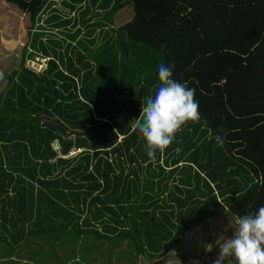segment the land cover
<instances>
[{"label": "trees", "instance_id": "1", "mask_svg": "<svg viewBox=\"0 0 264 264\" xmlns=\"http://www.w3.org/2000/svg\"><path fill=\"white\" fill-rule=\"evenodd\" d=\"M53 1L0 0V264L152 262L264 206V0ZM152 50L200 114L154 159L132 122L159 69L127 65Z\"/></svg>", "mask_w": 264, "mask_h": 264}, {"label": "clouds", "instance_id": "2", "mask_svg": "<svg viewBox=\"0 0 264 264\" xmlns=\"http://www.w3.org/2000/svg\"><path fill=\"white\" fill-rule=\"evenodd\" d=\"M173 66H158L159 84L154 95L145 98L133 128L146 142V151L154 159L175 140V135L189 122L200 119L195 90L174 80ZM218 140L222 138L217 137ZM230 236H219L218 253L212 264H264V206L255 213L237 217ZM212 245L206 250L211 251Z\"/></svg>", "mask_w": 264, "mask_h": 264}, {"label": "rangeland", "instance_id": "3", "mask_svg": "<svg viewBox=\"0 0 264 264\" xmlns=\"http://www.w3.org/2000/svg\"><path fill=\"white\" fill-rule=\"evenodd\" d=\"M60 0H54L52 4H57ZM105 6V2H101V4L95 5L93 3H90L88 6H86L88 14L86 16H88L89 14H91L92 11L94 10H98L100 9V7H102L101 9H103ZM107 8H108V4L105 7V16L104 17H100L99 15H97L99 17V21L102 23L101 26H105V23H108L109 16H111V14H108L107 12ZM93 21L90 22V20L88 21V23H92ZM91 25V24H90ZM97 26H99L98 23H96ZM112 23H109L108 26H111ZM51 28V27H49ZM58 31H61L62 26L59 24H56V27ZM93 29H97V28H93ZM47 49H51V45L49 43L46 44ZM154 51V50H152ZM155 54H151L150 56L146 55L144 57H138L136 58V61L132 63L131 65V61L132 60H127V64L128 66H132L134 71H136V76L137 77H143V79H147L149 77V74L147 73L146 75H139L137 74V70L136 69H141L143 67H147V69L149 71L154 70L155 68H157L161 63V59H163L164 55L162 53H157L156 51H154ZM35 59V58H34ZM44 66H42V71H44ZM104 85V84H103ZM102 90H101V94L104 95L107 90H108V85H104L101 86ZM99 87V88H101ZM112 91L115 93L117 92V89L115 86H113ZM120 91V90H119ZM155 93V91H154ZM125 97H120L117 98L116 96H114L113 98V104L111 107H109L108 109V115H115V112L118 113L117 116L122 117L124 114V112L128 111L126 110L127 107L125 106ZM123 111V112H122ZM108 116V117H111ZM189 171L188 169H186V172ZM181 180H182V175H181ZM179 186L181 187V183H178ZM234 217L230 214H228L227 212H225V214H223L222 216H219L218 218H216L213 221H210L209 224L207 225H203L202 227H200L198 230H201L202 233H204L207 236H210V238L213 239L214 244L212 247V252L214 253L215 249V256L218 253V248L216 247V241L218 240L219 236L223 235V236H230L231 235V230L233 229V227L235 226L234 223ZM189 232V231H188ZM187 233V232H186ZM185 233V234H186ZM183 235V239H181V242L179 244V246L177 247L176 250H174L173 252H170L168 254H166L164 257L157 259L156 261H147L144 259H141V263L140 264H212L211 259L207 258L206 253H202L201 251L205 252H209L206 250V246L208 245V243L202 247L200 249V251H198V248H200L201 245H199V243L197 241H195L193 239V237L191 236V234L188 233V235ZM187 236H190V238H187ZM201 252V255L195 256V254ZM207 258V259H204ZM193 260L192 263H188L187 260ZM198 262H195L197 261ZM210 261V262H208ZM226 264H232L231 261H226Z\"/></svg>", "mask_w": 264, "mask_h": 264}, {"label": "crops", "instance_id": "4", "mask_svg": "<svg viewBox=\"0 0 264 264\" xmlns=\"http://www.w3.org/2000/svg\"><path fill=\"white\" fill-rule=\"evenodd\" d=\"M54 14H57V12H50V15H54ZM73 18V14H69V16L68 15H62V14H58V16H56L55 17V21L57 22V21H59V20H63V19H66V18ZM71 27V26H70ZM59 32V31H58ZM89 32L88 31H86V32H84V34L82 35L83 37H85V35H87ZM90 37H97V33H93ZM52 39V38H51ZM48 41H49V38H48ZM47 42V38L45 37L44 39H43V43L45 44ZM52 47V46H51ZM56 50H57V48L58 47H54ZM66 51V53L68 54V50H65ZM72 53V52H71ZM36 59V61L35 62H32V61H34ZM35 59H31V60H29V61H27L28 63L26 64V67L27 66H32V64H34V63H37L38 61H42L43 62V64H40V65H42V66H44L45 68L47 67V61H49V59L50 58H45V59H43L42 57H40V56H38V57H35ZM38 64V63H37ZM68 72H69V70H68ZM123 139H121V141H122ZM82 150H77V151H75V152H72V153H70V155H73V154H76V153H79V152H81ZM3 177L4 176H2V179H3ZM2 180H0V182H1ZM7 181V180H6ZM5 181V182H6ZM7 183V182H6ZM202 190V189H201ZM235 221V220H234ZM4 226H9V222L7 221V217H5L4 218V213L3 212H0V231H2V232H0V235L3 233V231H5V230H3L4 229ZM200 227H202V225H199V226H197V227H194L191 231H189V232H187L185 235H188V233L189 234H191V236L193 237V239L195 240V241H197L198 243H199V245H201L200 246V248H198V251H200V249L202 248V247H204L207 243H208V245L210 244V245H212L213 246V244H214V241H213V239L212 238H210V236H207V235H205L204 233H202L201 232V230H198ZM6 229V228H5ZM187 238H190L191 239V237L190 236H187L186 237V239ZM182 239H183V236H182ZM202 253H206V255H207V258H209V259H211V260H213L214 258H215V252H216V249H215V251H214V253L212 252V251H210V252H205V250L204 251H201ZM201 252H199V253H197V254H195V256H198V255H201L202 256V254H201ZM203 257V256H202ZM207 258H204V259H207ZM1 260H4L3 258H0ZM188 261V263H192V261L193 260H191V259H189V260H187ZM195 262H198V260L197 261H195ZM208 262H210V261H208Z\"/></svg>", "mask_w": 264, "mask_h": 264}, {"label": "built area", "instance_id": "5", "mask_svg": "<svg viewBox=\"0 0 264 264\" xmlns=\"http://www.w3.org/2000/svg\"><path fill=\"white\" fill-rule=\"evenodd\" d=\"M32 68H33L34 70H36V71H41V70H42V65L37 64V63H34V64H32ZM44 69H45V68H44ZM56 149H60V148L56 147Z\"/></svg>", "mask_w": 264, "mask_h": 264}]
</instances>
